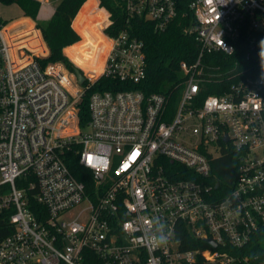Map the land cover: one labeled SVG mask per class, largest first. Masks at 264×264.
I'll use <instances>...</instances> for the list:
<instances>
[{
	"label": "built area",
	"instance_id": "built-area-1",
	"mask_svg": "<svg viewBox=\"0 0 264 264\" xmlns=\"http://www.w3.org/2000/svg\"><path fill=\"white\" fill-rule=\"evenodd\" d=\"M119 1L125 26L105 33L102 71L81 68L82 85L0 25V215L10 228L0 264L247 262L234 252L264 233V0H189L183 35L196 49L179 63V90L96 91L83 128L78 104L101 77L135 86L146 77L132 21L162 33L179 18L176 0ZM214 86L220 94L205 95ZM231 151L236 180L220 190L208 181ZM157 216L169 241L152 248L144 236Z\"/></svg>",
	"mask_w": 264,
	"mask_h": 264
},
{
	"label": "trees",
	"instance_id": "trees-1",
	"mask_svg": "<svg viewBox=\"0 0 264 264\" xmlns=\"http://www.w3.org/2000/svg\"><path fill=\"white\" fill-rule=\"evenodd\" d=\"M87 1L88 0H61L53 16L49 20L41 21L38 19L42 6L39 0H0V2L5 5H18L23 17L33 20L36 23V27L41 31L44 42L49 50V55L46 58H39V63L46 66L49 62H62L71 73H75L77 68L64 54V49L80 41V36L73 29L72 24L79 12V15L86 13L87 5L92 0L83 7ZM99 1L100 6L111 14L113 20V25L107 28L105 33L108 35L118 33L125 26V12L122 3L119 0ZM188 2L189 0H176L179 18L165 32H155L153 24L145 19H135L132 21V33L145 44L146 77L136 86L120 85L119 83L117 85L111 79L101 77L91 89L85 92L82 100L78 104L80 126L85 128L89 124L91 117L89 105L90 96L96 91L140 89L146 94L172 93L174 95V93L179 90V83L182 80L179 63L181 61H190L192 58L191 55L195 53L196 49L194 40L189 36L183 35V28L189 24L192 19V15L188 9ZM95 9L98 10V8ZM98 12L100 17L98 25H100L101 21L106 16H104L102 11L98 10ZM183 14H186V18H182ZM1 24L2 22H0V25ZM97 30L100 32L98 28ZM29 33L28 31L24 34ZM13 38L14 37H12V39ZM32 38L27 41H30ZM79 43L69 48L78 47ZM45 44L41 41V38H37L35 45L32 46L31 49L33 52L45 54ZM237 55L240 56L242 54L238 52ZM235 58L236 55L228 62L223 63V65H230ZM207 94L218 95L220 92L214 86L206 91L205 95ZM69 167L77 179L88 182L86 177L82 175L83 168L79 165L76 158L69 162ZM237 168V156L235 152L231 151L215 162L213 165V175L208 183L219 184L221 186L220 190H222L224 185L227 187L231 186L236 180ZM217 195L221 196L222 194ZM9 233V221L5 216L0 215V240ZM234 254L248 259L247 262L242 261L239 264H264V233L260 232V234L256 235L245 248L234 252ZM95 260L96 261L92 264H102L99 260Z\"/></svg>",
	"mask_w": 264,
	"mask_h": 264
},
{
	"label": "rangeland",
	"instance_id": "rangeland-1",
	"mask_svg": "<svg viewBox=\"0 0 264 264\" xmlns=\"http://www.w3.org/2000/svg\"><path fill=\"white\" fill-rule=\"evenodd\" d=\"M61 0H49V5L52 7H55L58 3H60ZM88 0L83 7L89 2ZM82 7V8H83ZM81 8V10H82ZM95 8H98L99 11H102L104 13V16H106L98 25L99 22V15L98 10ZM80 10V11H81ZM96 10V11H95ZM80 13V12H79ZM78 13V15H79ZM86 15L85 16H76L75 20L73 21L72 27L73 29L78 33L80 36V43L78 47L74 48H65L64 54L66 55L65 51L67 50V57L70 60L72 64L78 69L81 70V68H87L90 70H93L95 73H99V71L102 69L103 62H104V56L102 55V52L97 50L104 41L105 37V27L107 24V19L109 16V12L102 8L100 6V1L92 0L88 5L86 9ZM23 18L21 9L16 4L11 5H5L0 2V22H2L1 26L3 30H5L7 27L15 28L14 30H11L8 36V39L10 41L13 40V44L17 45L28 38H31L33 34L25 35L24 33H21L24 28L27 27L25 24H14V22H17ZM18 25V26H17ZM97 28L100 30V32L97 30ZM10 28H7L5 30L6 34H8ZM35 33V38L33 37L30 41H27L24 43L29 49H31L32 46L35 45L37 37H36V31L33 29V26L31 27L30 31ZM24 34V35H23ZM92 41V45L95 47L93 48L91 45L88 44V41ZM38 43V42H37ZM45 43V42H44ZM12 48H15V46H12ZM32 50V49H31ZM33 51V50H32ZM19 56V53H16ZM40 57L46 58L48 55L45 54H39ZM32 55V54H31ZM56 64V63H62V62H49V64ZM63 64V63H62Z\"/></svg>",
	"mask_w": 264,
	"mask_h": 264
},
{
	"label": "crops",
	"instance_id": "crops-1",
	"mask_svg": "<svg viewBox=\"0 0 264 264\" xmlns=\"http://www.w3.org/2000/svg\"><path fill=\"white\" fill-rule=\"evenodd\" d=\"M39 1L42 3V6H41V9H40V12H39V15H38V19L41 20V21L49 20L53 16L54 11H55V9H56V7L58 6L59 3L55 7H52L51 5H49V0H39ZM95 1H98V0H95ZM84 15L85 14L82 13L79 16H84ZM14 24H19V25L20 24L21 25L25 24V25H27V27L24 28L21 33H26L28 31H30L31 27L33 26V29L36 31V37L37 38H41V41L44 43V39H43L41 31L36 27V23L33 20H31L30 18L23 17L21 20H19L17 22H14ZM11 27H9V28H11ZM32 34H33V36L35 38V33L32 32ZM45 47H46V54L45 55H48L49 54V50H48L46 44H45ZM65 53L67 55V50L65 51Z\"/></svg>",
	"mask_w": 264,
	"mask_h": 264
},
{
	"label": "clouds",
	"instance_id": "clouds-1",
	"mask_svg": "<svg viewBox=\"0 0 264 264\" xmlns=\"http://www.w3.org/2000/svg\"><path fill=\"white\" fill-rule=\"evenodd\" d=\"M88 44L93 48L95 47L92 45L91 40L88 41ZM157 219L159 220V227L154 226L153 231L144 236L145 245L152 248L164 247L169 241V234L166 230L165 222L159 216H157Z\"/></svg>",
	"mask_w": 264,
	"mask_h": 264
},
{
	"label": "water",
	"instance_id": "water-1",
	"mask_svg": "<svg viewBox=\"0 0 264 264\" xmlns=\"http://www.w3.org/2000/svg\"><path fill=\"white\" fill-rule=\"evenodd\" d=\"M75 75H76V78H77V80H78V83L80 84V85H82V84H84L85 83V78H84V76H83V74H82V72L80 71V69H76L75 70ZM209 243L210 244H212V246H216L213 242H211V241H209Z\"/></svg>",
	"mask_w": 264,
	"mask_h": 264
},
{
	"label": "bare ground",
	"instance_id": "bare-ground-1",
	"mask_svg": "<svg viewBox=\"0 0 264 264\" xmlns=\"http://www.w3.org/2000/svg\"><path fill=\"white\" fill-rule=\"evenodd\" d=\"M107 47H108V43L104 37V41L102 42L101 46L99 48H97V50L102 52V55L104 56V60H105V55L107 53ZM101 71H102V69L99 71V73H101Z\"/></svg>",
	"mask_w": 264,
	"mask_h": 264
}]
</instances>
